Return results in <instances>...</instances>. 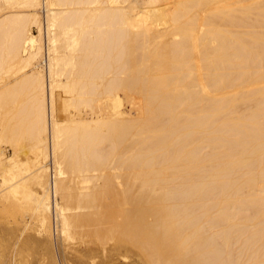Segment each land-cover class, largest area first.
I'll return each mask as SVG.
<instances>
[{
    "label": "bare ground",
    "instance_id": "obj_1",
    "mask_svg": "<svg viewBox=\"0 0 264 264\" xmlns=\"http://www.w3.org/2000/svg\"><path fill=\"white\" fill-rule=\"evenodd\" d=\"M0 131V264H264V0H0Z\"/></svg>",
    "mask_w": 264,
    "mask_h": 264
},
{
    "label": "rangeland",
    "instance_id": "obj_2",
    "mask_svg": "<svg viewBox=\"0 0 264 264\" xmlns=\"http://www.w3.org/2000/svg\"><path fill=\"white\" fill-rule=\"evenodd\" d=\"M61 113L59 112V114H60L59 118L62 120L61 117L64 116L63 117V119H64L65 118V114L62 113L63 114V116H62ZM4 144L5 145L2 146L1 143H0V151L4 154V164L8 165L7 162H5V160L8 157L9 144H6V143H4ZM23 144L24 143L18 141V143L16 144L17 147H15V150H13V152H12L13 154H15V153L17 154V156L15 157V159L13 160V162L11 164L12 168H17V166H19V165H21V166L24 165L25 166L27 164V162H26V160L24 158H25V155L29 153V150L26 148V145L25 144L23 145ZM1 180H2V178L0 177V182H1Z\"/></svg>",
    "mask_w": 264,
    "mask_h": 264
},
{
    "label": "crops",
    "instance_id": "obj_3",
    "mask_svg": "<svg viewBox=\"0 0 264 264\" xmlns=\"http://www.w3.org/2000/svg\"><path fill=\"white\" fill-rule=\"evenodd\" d=\"M3 136V133L0 131V137ZM2 146H4V143H1Z\"/></svg>",
    "mask_w": 264,
    "mask_h": 264
}]
</instances>
